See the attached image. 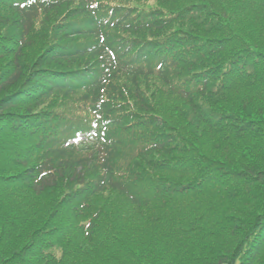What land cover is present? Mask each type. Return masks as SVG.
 I'll use <instances>...</instances> for the list:
<instances>
[{"label": "trees", "instance_id": "16d2710c", "mask_svg": "<svg viewBox=\"0 0 264 264\" xmlns=\"http://www.w3.org/2000/svg\"><path fill=\"white\" fill-rule=\"evenodd\" d=\"M169 1L0 0V264H264V0Z\"/></svg>", "mask_w": 264, "mask_h": 264}, {"label": "rangeland", "instance_id": "374dc122", "mask_svg": "<svg viewBox=\"0 0 264 264\" xmlns=\"http://www.w3.org/2000/svg\"><path fill=\"white\" fill-rule=\"evenodd\" d=\"M140 5L142 7L144 6H150V7H157L160 6V8L164 9V12L167 15H170L173 13V11H177L179 10V5L174 4L173 2H170L169 0H144V2H141ZM181 7H183L182 5H180ZM36 53V50H33L31 52V56ZM148 85L150 87L149 91H157V92H162L163 94H161V97H158L157 99H159L162 102H166L171 103V107L173 109V113L179 109L178 111H176V114H179L181 116V118L183 119V121H186L187 117L185 114V103L183 102V100L179 99V96L176 95H169L168 93V87L167 85L163 84L161 86V82L155 81V80H151L150 82H148ZM161 86V87H158ZM170 88V86H169ZM151 101V100H150ZM173 115V114H172ZM167 153H161L160 155L155 154V157L151 160L154 159H158L159 156H164ZM57 191H53L52 193L49 194H45V196L42 197V201L41 203L43 204H49L51 205L52 203H55V201L57 200V198H59L61 196L56 194ZM108 199L113 201V202H117L119 203L121 206H124V203L121 201L120 198H118L116 195H112V194H108L107 195ZM64 199V198H63ZM72 204V203H70Z\"/></svg>", "mask_w": 264, "mask_h": 264}]
</instances>
